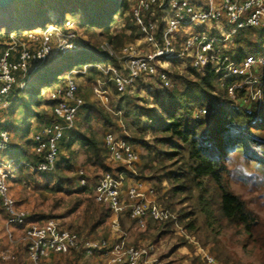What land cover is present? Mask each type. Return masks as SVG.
<instances>
[{"label":"built area","instance_id":"1","mask_svg":"<svg viewBox=\"0 0 264 264\" xmlns=\"http://www.w3.org/2000/svg\"><path fill=\"white\" fill-rule=\"evenodd\" d=\"M138 5V9H133V19L140 35L123 47L114 48L104 42L97 50L85 49L70 19L64 28L50 19L51 23L43 28L11 33L8 46L0 56V109L8 108L14 89L28 88L33 76L55 54L86 51L97 59L70 69L50 91L49 117L31 137L33 162H17L14 157L0 159V206L6 215V237L11 246L15 243L24 246L29 264H165L154 244L131 245L128 234L120 231L119 218L124 214L135 221L140 231H146L150 223L161 225L177 219L160 202L155 185L142 179L132 168L140 162L141 154L127 137L108 132L104 147L108 163L121 170L129 168V173L105 172L93 189L94 201L111 212L113 231H120L116 240L81 237L57 220L32 221L12 192L13 180L22 165L33 173H54L61 142L76 129L86 105L80 93L82 77L97 71L108 79L107 82L96 80L93 93L102 106L119 118L122 112L111 109L106 85L113 84L117 93L124 96L134 92L138 82L153 81L166 94L173 87L172 68L176 66L184 71L209 69L222 84L235 80L228 86L234 105L215 102L210 108L200 109L197 117L213 115L240 102L245 106L251 102L261 105L264 54H252L239 62L230 55V43L238 32L264 28V0H140ZM147 14L150 18L145 21ZM225 25L231 26V31ZM105 59L115 60L118 66L103 62ZM241 90L247 94L240 101L236 92ZM11 146L12 136L0 130V154L8 153ZM77 175L80 186L88 187L86 172L80 170ZM127 180L132 183L127 185ZM176 228L185 235L182 228ZM14 250L7 248L2 259H12ZM75 253L79 255L78 262L56 259ZM204 258L207 264L217 263L209 254Z\"/></svg>","mask_w":264,"mask_h":264},{"label":"trees","instance_id":"2","mask_svg":"<svg viewBox=\"0 0 264 264\" xmlns=\"http://www.w3.org/2000/svg\"><path fill=\"white\" fill-rule=\"evenodd\" d=\"M52 1L53 0H44L43 5H37V7L30 6V3L34 2V0H28L22 3L23 5H28L27 8L23 6L17 9V17L10 15L8 39L12 33L11 31L32 30L49 25L51 20L48 19L47 12L52 10V8H50ZM55 1L56 4L60 5L61 9L59 7L56 10L53 8L54 10L52 11L57 12L56 24L62 28L65 27L67 22L66 15L72 13V11L76 12V9L79 7L90 15L87 24L102 29L105 42L109 43L114 48H119L120 46L118 45L121 42L123 43V40H125V43H132L140 35L138 33V28L134 25L132 15L127 19L125 27V30H127L131 26L130 33H128L129 35L124 33H111V25L115 22L113 19L114 13L119 9L127 7L125 0ZM18 4L19 3H14L6 10L3 9L0 12V16L5 20L12 8L17 7ZM94 4L96 5V9L94 8ZM98 16H100L99 19ZM149 18L150 14H147L145 16V21H148ZM159 19L160 15L157 16L156 20L159 21ZM244 33L245 32H238L230 43V47H232L230 55L239 62L252 54H264V28L259 29V42L257 44L247 39ZM82 47L85 49L89 48L88 44H82ZM98 48L99 45H97V48L94 50ZM1 55L2 53H0V56ZM59 57V64H56V62L54 63V59L48 61L43 69L33 76L28 88H15L12 92L9 106L15 103L17 105L14 104V106L21 108L23 99L22 96H17V94L21 95L22 93H26V91L31 88V83L34 80H41L40 84L42 85L44 76H40L41 79H37L40 73L45 72L46 74L50 72L49 69L57 65V79L61 81V75H65L74 67L83 66L87 63V58H93L91 62L97 61V59L86 51L69 55L60 54ZM103 62H111L118 66V63L113 59H105ZM187 72L190 73L182 74L175 73L174 70L172 71V79L175 80L176 78L182 81V83H185V87L182 88V90L176 88L166 95L164 93L159 94L155 101L157 109H145L137 105L134 107L132 104H128L125 110V116L126 118L128 116L133 119L135 118L136 121H134V124L140 132L138 134L139 137L135 140L133 139L134 141L132 143L144 147L148 151L150 162L152 164L156 162V165L159 166L157 167L159 170L157 171L158 174L156 173V180L159 184L158 189L162 191L161 188H163L164 182L171 185L170 192H165L161 196L162 198L159 196L163 206L174 212L175 202L179 195L186 194L187 196H193V192H198L196 210L204 216L203 225L206 226V237L208 238L209 233L213 234L215 237L217 235V237L213 239L215 241L213 252L218 254V258L222 255L221 261L228 264L230 260L233 261V258L227 254L223 255L224 249L218 241V236L222 231H232L233 237H238L237 241L242 245L243 249L253 252L257 256V259L262 260L264 264V222H259V215L255 214L248 206L247 201L232 189V182L236 180L239 172V170L233 166V154L239 152L242 159L246 161L264 164V118L260 120L258 116L262 106L264 109V85L260 87L262 90L263 105L261 104L259 106L258 103L251 102L250 105L245 106L240 102L238 106L224 107L219 109L211 117L198 120L194 118L195 111L205 107L210 108L215 102L226 101L234 105V100H232L228 94V86L233 84L235 80H228L225 84H222L216 75L209 69L205 71L188 69ZM53 79L54 77L51 78V80ZM41 85L37 93V96L40 98H42ZM114 91L117 94L116 88H114ZM246 94V90L237 91L236 98L241 101ZM36 100L37 99H35V104L42 106V103ZM48 104H51L50 101H48ZM87 112L88 117L85 123V130L79 128L66 136H72L69 144L64 145L65 149L69 151V154L61 156L54 173H33L40 175L46 185L52 188L54 192H61L68 189L71 191L68 175L78 166V153L71 151V147L74 144H78L84 148L87 156L86 164L98 166L106 172H113V169L106 165L107 150L104 149L105 147H102L104 142L101 144L91 135L92 127L90 124L93 118L101 119L105 126H116V123L112 120L109 113L104 112L103 109L98 108L96 105H90ZM44 113L45 112H39L38 114H33V111L29 110V115L33 114V117H37L38 120H42ZM15 117L16 116L12 118V121L0 127V130L8 131L11 136L14 130L21 131L20 134L22 138L27 137L25 135L26 133L30 135V127L26 130H18L19 127H15ZM47 117L46 115V118ZM145 132L152 137L153 142H150L146 137L142 136L141 133L144 134ZM14 150H18V153L15 154L13 152ZM31 150L32 141L30 139L28 143L22 146L15 145L12 142V146L8 153L11 154V157L16 158L17 162L23 161L32 163L33 157L31 155ZM176 156H180L181 158V167L176 170H170L167 161L172 160ZM22 172L26 173L25 176L27 179L32 177L31 170L24 165L17 170L18 174ZM241 174L242 172L239 173L240 177ZM88 187L82 188L81 193L90 194L91 192ZM165 197L166 199H164ZM170 202H172V204H170ZM85 212L87 214L85 230L88 234L89 230L95 229V227L92 226H94L97 221L90 226V212L88 209L85 210ZM106 216L107 215H105V218ZM194 216L195 211L181 213L175 221L161 225L155 224L165 227L162 229L164 233L171 232V230H174L177 226L181 227L186 236L188 232L192 234L196 232V228L198 230L202 227V224L200 225L198 223L197 225L198 221L197 218H193ZM132 223H134V226L136 225L135 221H132ZM211 227H214V229H211ZM132 229H134V227H132L131 230ZM77 233L81 234L79 230ZM139 236L141 239V234ZM137 244L136 241L135 245H140ZM191 247L192 246H190V248ZM196 261H198V258H195L193 263ZM232 263L241 264L239 260H235V262Z\"/></svg>","mask_w":264,"mask_h":264},{"label":"rangeland","instance_id":"3","mask_svg":"<svg viewBox=\"0 0 264 264\" xmlns=\"http://www.w3.org/2000/svg\"><path fill=\"white\" fill-rule=\"evenodd\" d=\"M43 1L44 0H34V2L30 3V6H34V7H37V5L42 6ZM125 1L127 7H125L124 9H119L116 11V13H114L113 19L115 20V22L113 25H111L112 34L124 33L126 35H129L128 33H130L131 26L127 30H125L126 21L131 15L133 16V9L135 10L138 9L139 7L138 4L140 0H125ZM55 4L56 1L53 0L50 5V8H52V10L54 9L56 10L58 9V7L61 9L59 4L56 5ZM23 6L27 8L28 5L26 4L23 5L22 3H19L17 7H13L12 10L10 9L11 11L6 16L5 20L3 17L0 16V53H3V51L8 46L9 43L8 24L10 23L9 20L11 19L10 15H14V17H17L18 15L17 9H19L20 7L22 8ZM95 7L96 5L94 4V8ZM2 10H0V12ZM52 10L47 12V17L49 20L50 19L56 20L57 12ZM89 17L90 15L79 7L76 9V12L72 11V13L66 15V19L68 20L70 19L74 23L75 29L79 33L80 44L83 45L88 44L89 48L94 50L95 48H97V45H100L105 42V38L103 37L104 34L102 29H99L98 27L89 26L87 24V22L89 21ZM99 17L100 16H98V19ZM225 28L227 31H231L232 29V27L228 25H225ZM11 32L13 33V31ZM244 35L254 44H257L259 42L258 39L259 29L245 31ZM126 44L128 43H125V40H123V43L121 42L118 46L123 47ZM59 56H60L59 54H55L52 57V59H54L53 60L54 63L56 62V64H59L58 62L60 60ZM91 59L93 58L91 57L87 58L86 62H90ZM57 70H58V66L56 65L55 67H52V69H49L50 72H47L46 74L45 72L40 73L37 79H41L40 76H44V81L42 85L40 84L41 80L38 81L34 80L31 83V88L27 90L26 93H22L21 95L17 94V96H22L23 99L21 103V108H17L16 106H14L15 104L14 103L8 108L0 109V127L12 121V118L14 116H16L15 127L17 128L19 127L18 130L19 129L26 130L28 127H30V135L28 133L25 134L27 137L22 138L20 134L21 131L14 130L11 133L12 142L15 145L22 146L25 145V143H28L34 133L36 126L38 127L39 125H42L47 120L46 115L49 117L50 104H48L47 97L49 96L52 88L60 82L57 79V74H56ZM173 70L175 71V73H182V74L190 73L182 69H179L177 66L172 68V71ZM52 77H54L53 80H51ZM62 78L63 75H61L60 80ZM98 79L104 80V82L108 81V79L104 78L97 71L91 72V75L84 76L79 81L81 88L80 93L82 97H84L86 105L79 115V119L76 124V129L81 128L82 130H85L86 128L85 123L88 117L87 110L89 109L90 105H96L98 108L103 109L104 112L109 113L111 115V118L112 120L115 121L116 126H112V125L105 126L104 122L101 119L93 118V121L90 124V126L92 127L91 135H93L102 144V142H104V137L106 133L115 131L119 136L127 137L131 142H133L137 137H139L138 134L140 132L136 127V125L134 124V121H136L135 118L133 119L132 117L129 116L126 118L125 116L126 107H128V104H132L134 107L135 105H137L138 107H142L145 109L148 108L157 109L155 101L159 96V94H163L164 91L161 90L159 84L153 81L147 84L138 82L136 84L137 86L136 89H133L134 92L129 93L122 98L120 97L118 98L117 95H115L114 93V86L109 85L110 87L109 89L111 90V92H113V94H110L109 96V103L112 106L111 109H113L114 112L116 111L122 112L123 116L119 118L115 116L114 113H110L107 108L102 106L94 96L93 90L95 87L96 80ZM40 85L42 86V91H41L42 98L37 96ZM107 87L108 85H106V88ZM184 87H185V83H182V81H179L178 79L175 78V80L173 79V87L169 91H167V93L173 91L176 88L182 90V88ZM35 99H37L36 101L38 102L40 101V103H42V106L36 105ZM29 110L33 111V114L34 113L38 114L39 112L40 113L45 112L42 116V120H38L37 117H33L34 116L33 114L29 115ZM198 112L199 110H196L194 113V118L198 120L207 119L212 116L209 115L206 117H197ZM259 113H260L258 114L259 119L262 120V118H264L263 106ZM120 125H122L123 128L120 127ZM141 134L143 137H146L147 140L153 142L152 137L147 132ZM133 144L140 152L141 160L139 163L135 164L132 168L134 170L136 169V171L138 172V174H140L142 179L148 180L153 185H155L160 198H162L161 196L165 192L171 191V185L167 182H164L163 184L164 186H162L163 188H161L162 191L158 189L159 184L156 180L157 179L156 173L158 174L157 171L159 170L157 167L159 166L156 165V162H154L153 164L150 162L148 158V151L144 147L136 143ZM102 147L104 148V143ZM71 151H75L78 153L79 156L78 160L80 166H82L84 161L83 148L80 145L75 144L73 145ZM13 152L17 154L18 150H14ZM67 154H69V152L63 146L61 156ZM233 156H234L233 166L236 167L239 170V172L236 180L232 182V189L247 201L248 206L254 211L255 214L259 215L260 217L259 222L262 221L264 222V164H259L254 161H246L242 159V157L239 155V152L233 154ZM8 157H11L10 153L0 154L1 160L6 161ZM180 160H181L180 156H176L172 160L167 161L169 164V169L176 170L177 168L181 167ZM106 161L108 162V160ZM115 166L118 167L117 165ZM79 168H76V170H79ZM112 169L121 170V167H118L117 169L114 168ZM123 170L128 173L130 171L129 168L128 169L122 168L121 171ZM121 171H117V172H121ZM240 172H242L241 177L239 175ZM77 173L78 171L74 173L71 172V174L69 173L68 175L70 179L69 185H71L70 186L71 191H69L68 189L61 192L58 191L54 192L52 191V188H49L46 185L45 181H43L40 175L33 174V172L31 173L32 177L30 179L26 178L25 176L26 173L23 172L21 174L17 173L13 180L12 187L16 189V192L20 196L18 200L20 204L22 205L24 204L26 208L30 207L31 210L30 220L32 221L43 222L47 220H57L65 227H68L76 232H78L79 230V232L82 234V235L80 234L81 237H88V238L103 237V238H109L110 240H116L119 236L118 234H120V231L126 232L128 234V240L130 244L133 243L132 240L134 242L137 241L138 243L140 241L143 242L138 246L144 244L145 245L154 244L158 249V255L160 259L165 264H207L204 258L205 255L207 254L213 256L216 260L219 259L218 260L219 262L217 261L216 264H225L223 261H221L222 255H220L219 256L220 258H218V254L213 252V247L215 245V241L213 239L215 236L209 233L208 238L206 237V226L203 225L204 216L196 210L197 195H198L197 191L193 192V196H187L186 194L179 195L175 202V211L172 212L169 209L170 212L177 218L181 215V213H188L195 211V216L193 218H197L198 221L197 225L198 223L200 225L202 224V227H200L198 230L196 228V232H193L192 234L188 232L186 235H188L189 238H186V236L178 228H174V230H171V232L164 233L163 232L164 230L162 229H164L165 227L158 226L157 224L154 223H150L146 232L140 231L134 226V223L130 221L128 214H124L120 216L119 218L120 231L116 232L113 231V228L111 226L113 220L111 212L106 207L99 205L94 201L93 186L88 187L91 192L90 194L81 193L82 187L79 186ZM93 177L95 178L94 183L95 182L97 183L98 182L97 178H99L97 177V172L93 173ZM94 183H92V185ZM164 199H166V197ZM170 204H172V202H170ZM87 209L90 212L89 225L92 226L93 223L97 221V223L94 226H92L95 227V229L89 230L88 234L85 230L86 229L85 224L87 218V214L85 210ZM105 215H107L106 218ZM5 220L6 219L4 213L0 209V264H29L24 246L21 243H15L13 246L10 245L5 232L6 230ZM132 227H134L135 230L134 229L131 230ZM211 229H214V227H211ZM140 234H141V239L139 238ZM237 240L238 237H233L232 231H222L218 236V241L220 242V245L224 249L223 255L227 254L233 258V261L230 260L228 264H233L232 262H235V260H239L241 264H263L262 260H258L257 256L253 252L244 250L242 245L238 243ZM190 246H192L193 248L192 247L190 248ZM12 247L13 249H15L13 258L7 261L3 260L1 257L3 252L7 248H12ZM195 258H198V261L193 263V260ZM70 259L71 261L69 263L78 262L79 255L76 253L74 255L71 254Z\"/></svg>","mask_w":264,"mask_h":264},{"label":"crops","instance_id":"4","mask_svg":"<svg viewBox=\"0 0 264 264\" xmlns=\"http://www.w3.org/2000/svg\"><path fill=\"white\" fill-rule=\"evenodd\" d=\"M104 78H106V77H104ZM107 79V78H106ZM113 85V84H112ZM111 85V86H112ZM114 86V85H113ZM106 88V87H105ZM110 87H109V84H108V88H106V89H108V91H109V94H113V92H111V90L109 89ZM115 88V87H114ZM114 93H115V91H114ZM115 95H117V97L119 98H122V97H124V96H120L118 93L116 94L115 93ZM112 107V106H111ZM120 127H121V125H120ZM35 128V127H34ZM40 128V125L37 127L36 126V128H35V130H34V132L35 131H37V129H39ZM78 129V128H77ZM76 130V129H75ZM115 132V131H114ZM70 139H72L70 136L69 137H66V139L65 140H63L62 142H61V147H60V153L62 154V149H63V146L64 145H66V144H69V142L71 141ZM70 140V141H69ZM75 145V144H74ZM72 147H73V145H72ZM72 147H71V149H72ZM69 152V151H68ZM83 154H84V161H83V165L82 166H80V163H79V160H78V158H77V163H78V166L76 167V168H79V167H82V168H79V170L80 169H83L85 172H86V175H87V178H88V180H89V187L90 186H93V189L95 188V186L97 185V183L95 184L94 183V181H95V178L93 177V173L94 172H97V177H99V178H97V180L99 181V179L105 174V172L103 171V169L102 168H100V167H98V166H94V165H90V164H86V158H87V156H86V154H85V151H84V148H83ZM79 157V156H78ZM60 158H61V155L59 156V161H60ZM107 158V157H106ZM107 160V159H106ZM106 165L108 166V167H110L111 169L112 168H114V169H117L118 167H116V166H114V165H111V164H109L107 161H106ZM114 166V167H113ZM76 168L75 169H73V171H72V173H74V172H77V171H79V170H76ZM115 171H120V170H115ZM71 174V173H70ZM79 180V179H78ZM92 183H94L93 185H92ZM132 183V181L131 180H127V182H126V184L128 185V184H131ZM79 186H80V184H79ZM12 192H13V194L15 195V197H16V199H17V201L19 200V195H18V193L16 192V189H14L13 187H12ZM19 202V201H18ZM19 204H20V202H19ZM22 205V204H21ZM22 206H24V204L22 205ZM24 208H26L25 206H24ZM0 209H1V206H0ZM2 210V209H1ZM26 210L30 213V207H28V208H26ZM5 216V215H4ZM5 219H6V217H5ZM5 222H6V220H5ZM133 230V229H132ZM135 230V229H134ZM132 244L131 245H135V242L132 240ZM138 243V242H137ZM141 243H143V242H139L138 244H141ZM137 244V245H138ZM70 256L71 255H68V256H57L56 257V259L57 260H59V261H63L64 263H69L70 261H71V259H70ZM70 259V260H69Z\"/></svg>","mask_w":264,"mask_h":264},{"label":"water","instance_id":"5","mask_svg":"<svg viewBox=\"0 0 264 264\" xmlns=\"http://www.w3.org/2000/svg\"><path fill=\"white\" fill-rule=\"evenodd\" d=\"M19 0H0V10L2 9H7L9 8L11 5H13L14 3L18 2ZM53 21H57L56 20H53Z\"/></svg>","mask_w":264,"mask_h":264},{"label":"bare ground","instance_id":"6","mask_svg":"<svg viewBox=\"0 0 264 264\" xmlns=\"http://www.w3.org/2000/svg\"><path fill=\"white\" fill-rule=\"evenodd\" d=\"M26 1H28V0H19V1L16 2V3H24V2H26Z\"/></svg>","mask_w":264,"mask_h":264}]
</instances>
